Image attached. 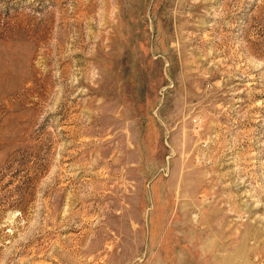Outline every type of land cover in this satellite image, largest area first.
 <instances>
[{
  "label": "rangeland",
  "instance_id": "1",
  "mask_svg": "<svg viewBox=\"0 0 264 264\" xmlns=\"http://www.w3.org/2000/svg\"><path fill=\"white\" fill-rule=\"evenodd\" d=\"M0 264H264V0H0Z\"/></svg>",
  "mask_w": 264,
  "mask_h": 264
}]
</instances>
